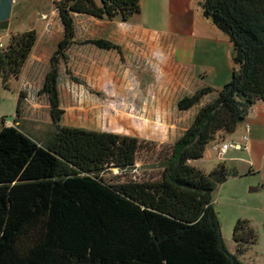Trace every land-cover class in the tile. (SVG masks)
Listing matches in <instances>:
<instances>
[{
	"label": "trees",
	"instance_id": "trees-1",
	"mask_svg": "<svg viewBox=\"0 0 264 264\" xmlns=\"http://www.w3.org/2000/svg\"><path fill=\"white\" fill-rule=\"evenodd\" d=\"M138 3L55 1L64 36L39 90L49 99L51 130L41 144L18 125L0 128V264H245L241 256L256 242L254 229L238 219L231 251L214 204L215 191L236 171L219 163L205 173L192 161L233 133L264 100V0L199 2L203 16L232 42V78L198 109L183 134L162 148L157 170L120 180L106 171L134 167L154 143L61 124L59 67L75 37L74 13L128 21ZM36 40L37 32L28 30L12 34L0 49L4 89L18 78ZM90 42L112 47L103 40ZM212 91L203 87L177 106L187 110Z\"/></svg>",
	"mask_w": 264,
	"mask_h": 264
},
{
	"label": "crops",
	"instance_id": "crops-1",
	"mask_svg": "<svg viewBox=\"0 0 264 264\" xmlns=\"http://www.w3.org/2000/svg\"><path fill=\"white\" fill-rule=\"evenodd\" d=\"M55 1L0 0V34L4 43L12 34L37 32L21 73L10 83L20 100L21 120L10 124L4 119L0 128L17 126L24 120L39 125L52 123L49 99L39 90L50 68V58L64 36ZM200 1L139 0L138 10L128 21L74 13L75 37L66 50L67 60H62L59 67L60 103H137L140 108L145 105L146 121L161 125L158 132L147 125L146 138L178 139L198 109L231 80L235 69L229 36L203 16ZM94 40L109 42L112 47L90 42ZM203 87L213 91L203 96L200 105L187 110L178 108L181 98ZM30 103H45L47 118L40 120V114L28 112ZM99 106L96 121L101 114ZM245 123L250 125L245 147L230 146L221 155L222 142H241ZM82 128L105 131L99 127ZM49 131L44 132L48 135ZM231 134L210 143L203 156L192 164L205 173L219 163L236 171L214 193L219 217L220 211H225L224 219L234 227L238 219L252 224L264 202L263 195H259L264 192V100L251 107Z\"/></svg>",
	"mask_w": 264,
	"mask_h": 264
},
{
	"label": "rangeland",
	"instance_id": "rangeland-1",
	"mask_svg": "<svg viewBox=\"0 0 264 264\" xmlns=\"http://www.w3.org/2000/svg\"><path fill=\"white\" fill-rule=\"evenodd\" d=\"M232 78V77H231ZM18 96L12 89H4L0 84V124L7 116L16 113L18 105ZM27 107L28 112L33 111L40 114V120H45L47 118V110L43 106L45 103H36L37 106H32L34 103ZM64 110L61 124L67 126L75 127H99L105 131L115 132L119 134L135 136L139 139L145 141H151L154 143V149H146V151L138 155L136 164L134 167L128 170H119L116 168L108 169L105 173L107 177L113 178L117 177L120 180L127 179L130 177H140L145 175V173H151L157 170L158 161L157 156L162 151L165 145H171L174 139H152L146 138L147 125H151L152 131H161V125L151 124L146 121L147 108L142 106L141 108L137 106V103H60ZM99 106L100 118L96 121V106ZM152 104V103H151ZM201 103L197 104L200 105ZM203 104V103H202ZM96 105V106H95ZM21 108V107H20ZM92 109V111H91ZM143 109V110H142ZM25 111V106L22 108ZM188 113V112H187ZM144 114V115H142ZM16 116V115H15ZM21 110L20 116L21 120ZM4 118V119H2ZM49 119V118H48ZM14 121V120H13ZM10 121V124H14ZM51 121V120H48ZM18 127L22 131L26 132L35 141L44 144L47 138V132L51 130V123L49 124H36L29 122V120H24L19 122ZM237 130V129H236ZM237 132V131H236ZM233 134V133H232ZM231 134V135H232ZM259 195H263L264 192ZM223 212V213H222ZM220 211L221 221V232L224 242L228 249H235V244L232 239L233 227L228 221L224 219L226 214L225 211ZM254 229L257 239L254 244H252L245 253L241 256L242 261L245 264H264V202L261 204V209L258 212L256 219L250 224Z\"/></svg>",
	"mask_w": 264,
	"mask_h": 264
},
{
	"label": "built area",
	"instance_id": "built-area-1",
	"mask_svg": "<svg viewBox=\"0 0 264 264\" xmlns=\"http://www.w3.org/2000/svg\"><path fill=\"white\" fill-rule=\"evenodd\" d=\"M6 47V43H4V41L2 40V36L0 34V49H3ZM250 128V125L248 123L244 124V132L241 135V142L235 141V140H231V141H227V142H222L220 147H219V151L220 154L222 155L228 147L233 146V147H245L244 145V141H246L248 139V130Z\"/></svg>",
	"mask_w": 264,
	"mask_h": 264
},
{
	"label": "water",
	"instance_id": "water-1",
	"mask_svg": "<svg viewBox=\"0 0 264 264\" xmlns=\"http://www.w3.org/2000/svg\"><path fill=\"white\" fill-rule=\"evenodd\" d=\"M65 2H74L75 0H64ZM0 29H2V27H0ZM16 114V113H15ZM15 114L13 115H10V116H7L6 119L8 121H13L14 120V117H15Z\"/></svg>",
	"mask_w": 264,
	"mask_h": 264
}]
</instances>
